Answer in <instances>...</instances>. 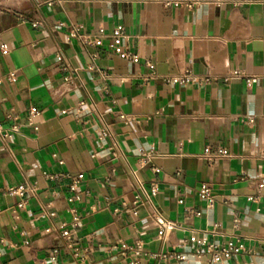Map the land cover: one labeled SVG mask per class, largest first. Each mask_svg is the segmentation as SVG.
<instances>
[{
	"label": "crops",
	"instance_id": "obj_1",
	"mask_svg": "<svg viewBox=\"0 0 264 264\" xmlns=\"http://www.w3.org/2000/svg\"><path fill=\"white\" fill-rule=\"evenodd\" d=\"M49 1L0 0V264H213L197 241L231 235L244 250L221 264H264L263 6ZM118 24L136 62L113 52ZM185 69L218 79L166 80Z\"/></svg>",
	"mask_w": 264,
	"mask_h": 264
},
{
	"label": "built area",
	"instance_id": "obj_2",
	"mask_svg": "<svg viewBox=\"0 0 264 264\" xmlns=\"http://www.w3.org/2000/svg\"><path fill=\"white\" fill-rule=\"evenodd\" d=\"M52 1H61V0H50ZM102 1H113V0H102ZM148 1H155L159 2L163 7H186L188 9H195L199 7L200 5L206 3V0H148ZM223 0H216L215 3L217 5L222 4ZM233 6L238 7L241 5L249 4L252 2H258L260 3L264 8V0H230L229 1ZM33 27H40L42 26V23L40 21H33L31 23ZM81 42L85 45H94L98 46L102 43V37L104 36V30L99 29L97 34L95 35H88V34H80L77 35ZM109 37L112 41L113 45V52L118 55L121 58L137 61V57L135 54H133L127 46H125V42L127 40L128 35L125 32L124 26L121 24L116 25L111 30ZM0 51L2 53L6 52L3 46L0 47ZM58 59L61 58L60 55L57 56ZM149 67L152 69L153 65H149ZM70 75L67 76V81L69 83L72 82V75L71 73L75 72L73 69H69ZM243 74L238 70H231L228 74L223 75L220 77V79L224 82H227L234 78H241ZM14 78L13 73H9L6 75L5 79L7 81H12ZM208 79L211 80H217L218 77H215L213 75H206V76H197L193 74L189 69H185L181 73L171 75L166 80H169L170 82L177 84V85H186V84H199L202 81H207ZM250 81L251 79H247ZM1 81V79H0ZM36 113L35 107H30L28 110V117H27V123L32 124V116ZM8 119H12L10 116H7ZM251 121V120H249ZM18 126L13 123L11 126L12 131H17ZM102 133L104 135H108L109 130L107 127H105L102 130ZM0 136L5 138L7 136L6 129L1 125L0 123ZM143 156L146 155L145 153H141ZM203 156L208 161H213L220 157L228 156V152L225 149H220L215 152H211L208 149H206L203 153ZM50 178L55 177L54 175H48ZM61 177H68L67 174L61 175ZM80 175H77L71 179V182L69 184L70 190H74L76 187V184L78 183L80 179ZM139 188L141 191L144 192V189L141 184H139ZM30 192L32 195L35 193V187H31ZM13 190L10 189V192ZM155 193L154 186L151 185L150 187V195H153ZM198 196L201 200H204L206 202V205L208 207H212L214 205V198L210 194V189L205 184H201L198 189ZM148 197V196H147ZM141 200L140 194L137 193L134 196V204H137ZM148 201L150 202V199L148 197ZM179 203H182V201H179ZM152 219L154 224L157 227V236L159 238H163L166 233L175 227V223L168 221L165 219L160 213H158L154 208L152 210ZM238 219H234V226H237ZM209 233L213 234L215 231H210ZM198 244L204 247V250L206 253L209 254L210 260L213 264H221L223 260L229 259L233 255L241 252L244 250V245L241 243V241L235 237L234 235L229 236L227 240L221 241L219 243L216 242H208L205 238H201L198 241ZM196 254L199 255L200 251H196ZM161 257H165V254H162ZM180 258V256H178ZM54 259V256L52 257Z\"/></svg>",
	"mask_w": 264,
	"mask_h": 264
}]
</instances>
